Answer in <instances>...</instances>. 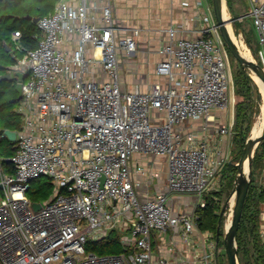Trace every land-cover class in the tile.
<instances>
[{
    "label": "built area",
    "instance_id": "built-area-1",
    "mask_svg": "<svg viewBox=\"0 0 264 264\" xmlns=\"http://www.w3.org/2000/svg\"><path fill=\"white\" fill-rule=\"evenodd\" d=\"M203 4L196 1L191 18L200 23L198 36L160 48L167 58L157 73L169 85L156 82L148 91L122 86L120 60L137 49L140 29L117 22L114 0H56L37 22L39 45L18 44L24 56L7 72L27 78L24 121L7 158L14 172L0 167V264H169L155 244L156 233L168 230L179 233L196 264L220 263L214 233L196 232L195 210L208 195L218 200L220 170L229 161L219 140L233 134L234 121L212 115L230 104V61ZM248 15L264 46V0H250ZM168 32L174 38L177 28ZM21 36L15 31L13 41ZM259 53L264 70V47ZM136 154L166 157V191L140 197L145 170L132 165ZM44 175L55 180L53 194L32 201L27 190ZM174 193L194 196V211L174 210ZM234 206L230 201L232 212ZM259 218L264 243V209ZM111 233L124 252L86 254L88 240Z\"/></svg>",
    "mask_w": 264,
    "mask_h": 264
},
{
    "label": "crops",
    "instance_id": "crops-1",
    "mask_svg": "<svg viewBox=\"0 0 264 264\" xmlns=\"http://www.w3.org/2000/svg\"><path fill=\"white\" fill-rule=\"evenodd\" d=\"M196 1L197 0H114V14L117 22L122 26L138 27L140 29V34L136 38L138 44L137 49L131 56L121 58L122 65L124 64V66H121L120 60L123 78L124 75L127 77L128 73H130L128 76L131 78L130 81H127V79L122 80V86L124 89L134 90L135 88H139L142 91H148L156 82H160L165 86L169 85L168 76L159 75L157 73V64L167 58L165 54L160 52V48L163 45L171 44L173 41L175 42L178 38H195L198 36L196 30L200 27V23L191 19L196 12L199 11ZM203 1V9L206 11L210 10L215 18L213 3L209 2V0ZM240 1L241 0H235L233 3V11L230 12L234 14L233 21H235L236 29L238 31L239 29L241 30L242 27H247L248 36L247 39H245V48L250 52L251 57L254 58L251 59L259 64V52L264 46L259 42L258 32L255 28L253 18L247 14V17H250L251 20L241 14L242 3H240L239 7L237 6ZM201 11L203 10L201 9ZM172 26L177 28L174 38H171L168 32V29ZM231 54L232 53L228 49L230 61V85L233 92L231 97L233 96L235 100V81L231 65V60H234L235 57ZM125 64H127L126 68ZM239 66L242 67L240 63ZM260 92L263 93L262 89H260ZM212 115L219 122L227 121L221 116V111L219 109L213 111ZM194 123L196 124V127H200L202 122L196 120ZM219 143L228 154V158H230V150L233 144L232 136H220ZM132 165L141 166L143 170H145V173L138 176L142 182L138 190L141 198L153 197L167 190L168 167L166 157L136 154L132 160ZM154 173H159V176L152 177ZM194 203L195 197L192 195L177 193L170 195L169 205L176 211L193 212L195 206ZM207 231L210 230L202 231L197 226L196 232ZM179 238V233L175 232V230L157 232L155 242L156 250L160 251V256L168 258L169 264H196L191 253L186 249L185 245H183V242L179 240ZM214 240L218 248V256H220L223 247L219 244V239H217V237H215Z\"/></svg>",
    "mask_w": 264,
    "mask_h": 264
},
{
    "label": "trees",
    "instance_id": "trees-1",
    "mask_svg": "<svg viewBox=\"0 0 264 264\" xmlns=\"http://www.w3.org/2000/svg\"><path fill=\"white\" fill-rule=\"evenodd\" d=\"M16 0H0V48H4L5 51V58L8 60L5 66L0 68V71L4 70L16 62L17 56L10 55V50L7 51V47L10 46L12 50V43L9 41V37L6 35L8 28H5L4 22L9 21V19H16L18 15L14 12H9V7L12 5ZM23 1V0H20ZM228 7L230 11H233V3L235 0H227ZM7 8V9H6ZM43 14L33 15L30 10L24 12L23 17L26 19L27 15H32L35 17H44L50 11L44 7L40 8ZM12 21V20H10ZM28 21V20H27ZM7 24V23H6ZM10 32L21 31V42L25 47L29 48H36L39 45V42L42 38V32L39 29L37 23L32 20H29V24L25 27H11ZM12 33L10 35V40L12 38ZM5 70V72H6ZM3 72L2 74H4ZM235 86H236V95L240 96V102H238V121L237 124V133L236 137L234 138L235 144L239 145V141L242 140L241 144V153L243 147L245 146L246 140L248 138L250 132V118L247 121L246 115L253 110V100L257 98H261V92L257 91L258 84L256 83L255 79L242 67L238 69L236 74H234ZM22 100V99H21ZM21 102V101H20ZM2 103L0 102V110L2 109ZM18 107V106H17ZM18 111V110H17ZM17 111L13 110L14 112L18 113ZM0 129H12V130H19L21 128V120L16 119V117L4 116L0 113ZM248 131V134H247ZM14 148L12 149V151ZM12 153V152H11ZM10 154H6V156L1 157L0 155V167L2 170L12 173L14 172V167L10 161L7 160ZM239 160V157L237 158ZM236 159L229 161L226 166L231 165L232 172L234 174L231 176L233 183V179L235 176V172L237 166L235 163L238 161ZM264 167V139L259 144L254 159L252 162V176H251V183L249 187V191L246 197V202L243 208V214L239 226L238 231V257H239V264H264V244L260 239L259 234V225H260V204L264 201V187L260 186L259 183L256 182V173L259 171L260 168ZM221 190L217 193L218 200L213 199L210 195H208L207 203L205 207H197L195 210L197 216V224L199 228L204 230H210L214 233L215 237H218V228H219V239L223 233V217H220L221 211ZM31 200H33L31 198ZM35 201V200H33ZM109 239L110 243L112 244L115 241H119L120 237L116 233H111L108 237L102 239L106 240ZM121 244V243H120Z\"/></svg>",
    "mask_w": 264,
    "mask_h": 264
},
{
    "label": "rangeland",
    "instance_id": "rangeland-1",
    "mask_svg": "<svg viewBox=\"0 0 264 264\" xmlns=\"http://www.w3.org/2000/svg\"><path fill=\"white\" fill-rule=\"evenodd\" d=\"M209 2H212V0H209ZM55 3H56V0H23V1L16 0L12 5H10V7L8 9H9V12H12V13L15 12L18 15V17L16 19H9V21L8 20L5 21L4 22L5 28L11 29V27H14V26L25 27L26 25L29 24V19H25L23 17L25 11L27 12V10H30L33 15L43 14V11L41 12V10H40L41 7H44L46 9L50 8V10H52V9L54 10ZM238 3H239V5H237L238 7L240 6V3H242V9L240 11L241 14H243L247 17L248 16L247 14H249L250 0H241ZM225 12L229 18H232V19L234 18V14L232 12H230L228 5L225 8ZM247 18L251 19L250 17H247ZM10 20H12V21H10ZM229 26L231 28V31L233 33L234 38L236 39L237 43L239 44V46L244 51H246L247 49L245 48V45H246L245 39H247V36H248L247 27H244V28L242 27L241 30L239 29V31H238L236 29L235 21H232V23H230ZM10 29L7 30L8 32L6 34L9 37V41H11V43H12V50H10L11 51L10 55L13 54V55L17 56L16 58L18 60L19 58H22L24 56V51L22 49L18 48V44L21 43V40L18 43H16L13 41V36L10 40V35L12 33V32H10L11 31ZM12 35H14V32L12 33ZM5 51L6 50L4 48H2V47L0 48V68L5 66L6 63L8 62V60L4 56L7 53V52L5 53ZM231 58H232V56H231ZM252 59H254V58L252 57ZM231 65H232V72H233V76H234V74H236V72L240 68L238 60L236 58H234V60L232 59ZM259 65L261 66L260 63H259ZM121 66H124V64L122 65V60H121ZM126 66H127V64H125V68H126ZM5 70H6V68L4 70L0 71V74L5 72ZM7 71H8V68H7L6 72ZM128 74H130V73H128ZM128 74H127V77L124 75V78H123V74L121 73V79L122 80L127 79V81L128 80L130 81L131 78H130V76H128ZM25 79L27 80V78H25ZM18 81H19L18 77L14 76L12 81L2 80L0 82V102L2 103V106H3L2 109L0 110V113L3 114L4 116L9 115L10 117H14V118L16 117V119L21 120V127H22L24 117L19 112V108L22 104V100H21L22 98L20 97L19 92L16 90V84ZM260 89H262V88L258 84L257 91L259 92ZM235 94H236V86H235ZM231 95H233L232 89H231ZM235 97H236V99L234 100V98L232 96V99L230 100V104L227 107L218 108L221 111V116L224 117L227 121L232 122L234 120L233 134L231 135L232 140H233V144H232L231 150H230V158H229L230 162H232V160H234V159L238 160L237 159L238 157L240 159V157L242 155V153H241L242 140L239 141V145H236L235 141H234V138L236 137V133L238 130L237 124H236V121H238V107H239L238 102H240L242 100H240V96L238 94ZM263 107H264V94L261 93V98H259V99L257 98L256 100H253V110L250 111V113H248L246 115L247 121H249V118H250V127H251L248 138L251 137V134L253 132V128H254L255 123L257 121L261 120L264 124ZM13 110H15V111L18 110L17 111L18 113L14 112V115H13L12 114ZM0 119L2 120V117H0ZM247 134H248V131H247ZM14 145H15V143L13 141H11L8 137H3L0 135V155H1V157H4V156H6V154H10L11 152H12L11 153V155H12L14 153V150L12 151V149L14 148ZM243 149H244V147H243ZM242 152H243V150H242ZM238 161H236V162H238ZM228 163H229V161H228ZM226 164L221 168L220 176H219V178L221 179V184H222V191L220 194V196H221V200H220L221 211H222V208L225 205V203L226 202L229 203L228 207L226 205L227 208L225 209L223 216H222L223 217V233L224 234H222L221 238L219 239V244L221 245V247H223V251L221 252V255L219 256L220 264H229L228 257H227L226 251H225V246H224V238H225V231H226L225 224H227L230 217L232 218L233 212L230 210V201L234 196H236V191L234 190L235 176L233 179V183H231V181H232L231 176L234 174V171L232 172L233 174L231 175L232 166L231 165L226 166ZM236 171H237V169H236ZM235 175H236V172H235ZM256 178H257L256 182L259 183L260 186L264 187L263 167L260 168L259 171L256 173ZM30 185H31V187L27 190V195L29 196V198L30 199L32 198L35 201L42 202V201L47 200L53 194V191L55 189V180L50 176L44 175L38 179L33 180ZM0 196L1 197L5 196L3 189L0 190ZM263 209H264V201L261 202V204H260V211ZM221 211H220V213H221ZM109 241H110L109 239L98 240V241L88 240V242L85 244L86 254L94 252V253L100 254V255H103V254L107 255V254H117V253H121V252L125 251L123 246L119 243V241H115L112 244Z\"/></svg>",
    "mask_w": 264,
    "mask_h": 264
},
{
    "label": "water",
    "instance_id": "water-1",
    "mask_svg": "<svg viewBox=\"0 0 264 264\" xmlns=\"http://www.w3.org/2000/svg\"><path fill=\"white\" fill-rule=\"evenodd\" d=\"M212 3H213L217 25L219 27L220 34L224 39L226 46L228 47L232 55L239 61L242 68L247 70L253 78L254 76L258 77L264 85L263 68L257 62H255L249 57H246L243 54L239 45L235 42L232 36L231 30L229 28V24L232 23L233 19L232 18L226 19L224 15L225 8L227 6V0H212ZM26 19L32 20L35 23H37L40 17L27 15ZM7 50H11V47L8 46ZM15 76H17L19 79V81L16 84V90L19 92V95L22 98V80L25 78V74L19 71L15 74ZM2 80L12 81L13 76L11 72L0 74V82ZM0 134H5V136H7L11 141H13L14 143L16 142V134H17L16 130L0 129ZM263 139H264V124L262 128V132L259 137L255 139L249 137L247 139L242 155L239 161L235 163V165L237 166V171L234 179V190L236 191L235 206L233 208L231 224L229 228L226 229L225 238H224V246L229 264H239L238 231L243 214V208L246 202V197L251 183L252 162L254 159L255 151ZM246 160H248V173L244 172V164ZM1 187L2 185L0 184V188ZM226 205H228V202H226L225 205L223 206L222 211L220 213V217L223 216V213L226 209ZM40 207H41V203L39 202L33 203V208L35 210L40 209ZM219 237L220 235L218 228L217 239H219Z\"/></svg>",
    "mask_w": 264,
    "mask_h": 264
},
{
    "label": "bare ground",
    "instance_id": "bare-ground-1",
    "mask_svg": "<svg viewBox=\"0 0 264 264\" xmlns=\"http://www.w3.org/2000/svg\"><path fill=\"white\" fill-rule=\"evenodd\" d=\"M224 15H225V18H226V19L229 18V17L226 15V12H224ZM229 28H230V26H229ZM230 30H231V28H230ZM231 33H232V31H231ZM232 36H233V33H232ZM233 38H234V36H233ZM234 40H235V42L237 43V41H236L235 38H234ZM237 44H238V43H237ZM238 45H239V44H238ZM239 47H240V46H239ZM243 48H244V47H243ZM240 49L242 50L243 54H244L246 57L252 58L251 55H250V53H249L247 50L244 51L241 47H240ZM254 79L257 80V82L261 85L262 91H263V93H264V85H263L262 81H261L258 77H256V76H254ZM263 112H264V107H263ZM262 125H263V122H262L261 120H259V121H257V122L255 123V126H254V128H253V132H252V134H251V138H252V139H255V138H257V137L260 136V134H261V132H262V128H263ZM244 172H245V173H248V160L245 161V164H244ZM234 200H235V198L233 197V198L231 199V203H234ZM232 206H233V205H232ZM231 221H232V218L230 217V218H229V221L227 222V224H225V228H226V229L229 228V226H230V224H231Z\"/></svg>",
    "mask_w": 264,
    "mask_h": 264
}]
</instances>
